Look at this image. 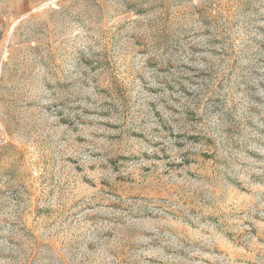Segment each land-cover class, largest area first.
Here are the masks:
<instances>
[{"label":"rangeland","instance_id":"374dc122","mask_svg":"<svg viewBox=\"0 0 264 264\" xmlns=\"http://www.w3.org/2000/svg\"><path fill=\"white\" fill-rule=\"evenodd\" d=\"M0 264H264V0H0Z\"/></svg>","mask_w":264,"mask_h":264}]
</instances>
